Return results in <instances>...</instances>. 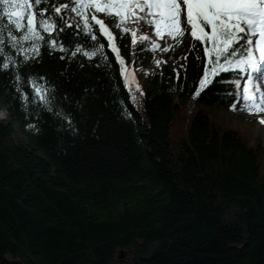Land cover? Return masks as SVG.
<instances>
[{
    "label": "trees",
    "instance_id": "16d2710c",
    "mask_svg": "<svg viewBox=\"0 0 264 264\" xmlns=\"http://www.w3.org/2000/svg\"><path fill=\"white\" fill-rule=\"evenodd\" d=\"M64 3L38 6L44 40L0 43V264H264V147L204 109L238 104L237 73L195 96L207 58L186 34L141 95L106 37L51 12ZM112 31L128 69L155 62Z\"/></svg>",
    "mask_w": 264,
    "mask_h": 264
},
{
    "label": "snow or ice",
    "instance_id": "6c2138e0",
    "mask_svg": "<svg viewBox=\"0 0 264 264\" xmlns=\"http://www.w3.org/2000/svg\"><path fill=\"white\" fill-rule=\"evenodd\" d=\"M44 2L46 0H0V23L4 24V27H0V43L3 42L5 29L14 48L21 41L44 40L40 29L44 33L55 32L56 21L50 20L45 10L38 8ZM69 9L82 18L93 40L97 39L95 31L107 38L111 51L119 60L125 81L129 86L135 83L141 95L143 92L121 57L112 29L130 33L133 45L138 42V37L139 42L150 45L153 52L174 50L188 34L192 40L203 45L201 50L208 65L199 80V90L195 96H200L213 82L212 78L221 73L235 72L237 79L234 86L238 91L236 103H243L245 111L259 116L258 122L264 124V115H261L264 114V91L261 90L264 87V0H70V3L54 7L51 12L61 14ZM97 14H103L104 18H98ZM108 17L115 18L111 24L106 23ZM129 25H135V28ZM142 25H147L153 32L145 34ZM17 31L22 35L18 37L13 34ZM157 39H167L173 43L171 46H162L156 42ZM51 44L56 47L55 40ZM196 47L193 43L189 44L190 49ZM2 51L0 49V53ZM30 51L38 55L39 45ZM76 51L82 49L77 48ZM97 52L103 54L102 44L95 51L83 54L91 57ZM25 58H28L27 50ZM155 63L159 67L166 61L157 59ZM3 67L7 68L8 64H3ZM179 76L177 71V79ZM241 79L244 80L243 87ZM35 91L41 100L46 101L42 87L37 86ZM232 109L235 110V105Z\"/></svg>",
    "mask_w": 264,
    "mask_h": 264
},
{
    "label": "rangeland",
    "instance_id": "374dc122",
    "mask_svg": "<svg viewBox=\"0 0 264 264\" xmlns=\"http://www.w3.org/2000/svg\"><path fill=\"white\" fill-rule=\"evenodd\" d=\"M71 17L75 20L76 23H81V19L75 14H71ZM98 18H103V16H98ZM133 29L135 28V25H132ZM143 32L145 34L153 32L151 28H149L147 25H142ZM154 35V33H153ZM138 42L135 44V48H138L139 39L137 37ZM158 43H160L162 46H171L172 42L170 40L165 41H159L157 39ZM159 51V50H158ZM166 52L159 51V54H157L156 59L163 60ZM133 66L131 65L130 68ZM138 70H136L135 78L137 79L136 82H138L140 89L142 88V85L145 84L146 76L150 73L155 72L158 67L156 63L154 62L151 66L145 67V66H138ZM135 84V83H134ZM136 85V84H135ZM243 87V86H242ZM262 90V89H261ZM263 91V90H262ZM180 99L179 97H175V101L178 102ZM186 109L190 112L195 111L196 109L200 108L197 107L193 102H187L186 103ZM206 111L209 112V114L212 116V118L215 120V122L218 125H222L224 127L229 128H235L236 130L240 131L241 133L248 134L252 136L262 147H264V124H260L258 122L259 116L249 114L244 109L243 103H238L235 106V110H227V109H220V108H205ZM3 112L0 111V117L6 114H2ZM263 115V114H261ZM181 125H184V122H180Z\"/></svg>",
    "mask_w": 264,
    "mask_h": 264
},
{
    "label": "bare ground",
    "instance_id": "6f19581e",
    "mask_svg": "<svg viewBox=\"0 0 264 264\" xmlns=\"http://www.w3.org/2000/svg\"><path fill=\"white\" fill-rule=\"evenodd\" d=\"M136 70H137V67L133 66L132 68H130L129 72H131L134 75L136 73ZM262 90L264 91V87H262Z\"/></svg>",
    "mask_w": 264,
    "mask_h": 264
},
{
    "label": "built area",
    "instance_id": "2783aa9c",
    "mask_svg": "<svg viewBox=\"0 0 264 264\" xmlns=\"http://www.w3.org/2000/svg\"><path fill=\"white\" fill-rule=\"evenodd\" d=\"M138 70V69H137Z\"/></svg>",
    "mask_w": 264,
    "mask_h": 264
}]
</instances>
